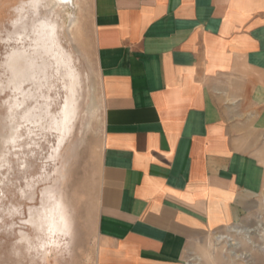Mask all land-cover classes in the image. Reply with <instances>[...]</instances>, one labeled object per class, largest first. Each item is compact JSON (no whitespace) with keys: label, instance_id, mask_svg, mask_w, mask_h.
<instances>
[{"label":"crops","instance_id":"crops-1","mask_svg":"<svg viewBox=\"0 0 264 264\" xmlns=\"http://www.w3.org/2000/svg\"><path fill=\"white\" fill-rule=\"evenodd\" d=\"M102 85L95 264H182L264 195V0H85Z\"/></svg>","mask_w":264,"mask_h":264},{"label":"rangeland","instance_id":"rangeland-1","mask_svg":"<svg viewBox=\"0 0 264 264\" xmlns=\"http://www.w3.org/2000/svg\"><path fill=\"white\" fill-rule=\"evenodd\" d=\"M32 1L0 0V264H95L97 237L94 222L101 175L103 97L90 41L88 11L85 0H42L39 7L42 16L55 18L57 15L58 40L72 56L80 85L77 117L69 136L61 144L58 132L49 131L45 139L37 140L39 146L33 144L29 149L25 145L30 142L26 126L20 118L26 103L20 109L14 106L15 100H22L23 96L9 86L11 76L5 62L10 49L5 42L14 34L16 25L13 24L19 12L23 8L24 12H31ZM29 19L27 17L25 21L30 23ZM78 28L81 34L76 36L74 33ZM47 59L53 62L52 58ZM57 72L52 64L48 71L51 86L45 83L43 88L51 100L40 99L44 106L41 104L38 110H34L45 117V124L52 114L57 116L60 113L66 101L64 71ZM43 102L49 103L50 108L45 110L46 103ZM93 103L98 108L96 114L92 113ZM14 127L21 137L11 144L8 139ZM54 152V159L49 160ZM50 193L63 200L70 225L68 232L54 234V238L61 241L60 245L42 249L40 243L46 236L38 228L37 221L43 208L54 201L49 199ZM259 222L264 225V195L257 209L245 216L239 225L254 229ZM229 229H222L199 243L190 257L201 256L199 264H264V235L260 231L252 234L253 245L237 237L242 242L236 250L237 255L248 253V259L223 253V246L215 251L214 260L211 259L210 248L216 243V237L230 234Z\"/></svg>","mask_w":264,"mask_h":264},{"label":"bare ground","instance_id":"bare-ground-1","mask_svg":"<svg viewBox=\"0 0 264 264\" xmlns=\"http://www.w3.org/2000/svg\"><path fill=\"white\" fill-rule=\"evenodd\" d=\"M42 2V0H33L29 6L31 12H24L26 11L24 8L19 12L18 18L13 24L14 26L16 25L14 34L13 36H7L8 39L5 42V45L10 49L5 62L6 68L11 76L9 86L12 90L20 92L23 96L22 100H15L14 106L20 109V107L26 103V107L20 118L26 126V136L30 142H25V145L29 149H31L33 144L39 146L40 143H38L37 140L41 141L42 139H45V134L46 132L49 133V131L58 132L59 140L62 144L65 140L64 138L66 136L68 137L70 130H72L78 111V91L80 85L79 73L76 72L72 65L73 59L71 54L66 52L59 43V23L56 19L57 15L55 18H51L42 16L39 13V7ZM27 17L30 18V23L25 21ZM74 34L79 36L81 34L80 29L78 28ZM47 58H52L53 62L49 61ZM52 64L53 66H56L57 73H59L60 69L64 71V87L67 94L65 103L63 106L61 105L60 113L57 116L50 113L52 116H50L49 121L45 124L43 123L45 117L40 113L37 114L34 110L40 108L42 104L40 99H47V101H49L48 98L50 99V97L43 91V88L44 85H46L45 83H48L49 86H51L48 80V71ZM34 89L35 92L39 93H35ZM29 101H31L30 104L28 103ZM43 103L45 104L46 102ZM49 108L50 104L46 103L44 109L47 110ZM97 112L98 108L93 103L92 113L96 114ZM12 125L13 123L9 126L11 127ZM15 130L16 127H14L13 132L8 139V142L11 144L16 143L17 139L21 137L15 132ZM51 149L55 151L54 147H51ZM54 156L55 152L51 154L48 159L52 160L54 159ZM49 197L50 200L53 199L54 201L47 207L43 208L37 221L38 228L42 229L46 236V238L42 239L40 243L42 249L51 245H60L61 241L58 238H54V234L64 231L68 232L70 225L69 215L65 209L63 200L57 198L55 193H50ZM255 231H260L264 235L263 222H259L254 229L243 228L239 224L230 227V234L219 235L216 237V243L210 248V258L214 260L215 251H218V249L223 246V253L229 252V254L235 258L246 260L248 253L245 255H237L236 250L239 249L242 243L237 240V237H241L242 240L253 245L252 234ZM201 260L202 257L197 256L196 258H191L188 262H190L189 264H199Z\"/></svg>","mask_w":264,"mask_h":264}]
</instances>
